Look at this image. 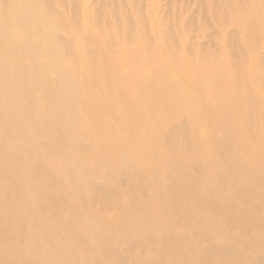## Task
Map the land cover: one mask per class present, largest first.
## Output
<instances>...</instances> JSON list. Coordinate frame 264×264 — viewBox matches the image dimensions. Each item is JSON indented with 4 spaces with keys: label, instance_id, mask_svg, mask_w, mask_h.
I'll use <instances>...</instances> for the list:
<instances>
[{
    "label": "bare ground",
    "instance_id": "6f19581e",
    "mask_svg": "<svg viewBox=\"0 0 264 264\" xmlns=\"http://www.w3.org/2000/svg\"><path fill=\"white\" fill-rule=\"evenodd\" d=\"M52 5L51 0H0V40L4 42L0 46V87L5 88L0 101V171H10L5 161L14 159L16 170H23L26 176L44 181L50 189L59 193L57 205L61 206L67 198L61 190L57 191L54 174L67 175L66 167L73 165L75 169L70 176L79 182L81 188L89 184L93 191L87 197L96 200L94 191L104 197L110 195L107 194L108 188L101 183L106 175L115 174V166L124 161L134 163L124 152L115 155L121 144L116 141V133L108 130L107 112H102L99 107L102 102L108 104L112 101L117 108L136 111L138 118H134V122L123 118L125 126H130L136 120L141 121L143 106L135 95V86L140 84L137 79L143 64L137 66L136 59L139 55L142 63H153V73L164 66L160 64L159 55L148 48H144L143 55L126 49L125 59L120 65L101 59L93 64L78 61V44L71 48L70 41L65 35L62 36L61 33L66 34L67 30L62 19L50 17ZM88 41L96 44L100 40L90 37ZM90 42L88 51L91 54L99 53V45L92 48ZM234 71H238L237 66L229 68L215 62L197 65L189 70L190 76L196 80L198 91L207 93L214 106L221 109L211 113L212 126L200 136L202 144L211 143L212 147L203 153L202 160L191 158L188 169L182 170H192L196 175L175 176L173 186L169 188L164 185L168 180L167 172L176 166L174 154L180 150L178 146L171 150L172 154H156V157L166 156L160 165L152 166L147 162L146 187L151 190L153 198L140 206L142 211L138 221L133 224L128 222L132 225L131 229L145 230L147 235H143V241L147 247L156 249L158 260L138 262L135 259L133 263L127 260L124 252L111 247L104 254L96 256L91 264H264V136L252 142L243 132L242 125H236L234 121V108H239V104L234 105V94H250L255 87L264 90V77L260 78L259 85L254 84V80L259 81L258 76L257 79L253 76L252 84L247 78L244 86L240 87L234 81ZM162 73L168 77V70L162 68ZM222 76L225 80H222ZM80 78L85 85L92 82L91 78L97 81L95 88H86L84 100H80L78 92ZM98 86L103 87L104 94H100ZM160 90L161 87L154 81L149 85L146 99L142 95V100L149 102L142 115L147 122L156 126L148 136L150 142L155 136L163 138L170 125L173 127L168 129V134L176 133L184 137L188 124L182 117L193 111L192 107L184 105L189 98L183 86L176 85L172 94L164 92V96ZM102 97L110 100L107 103ZM114 97L123 102L117 103ZM222 103L227 104L226 110ZM112 104L108 105L112 107ZM249 106L256 107L254 102ZM216 123L218 125L215 127ZM248 123L249 127L253 124L251 114L246 116L245 124ZM133 135L134 132L129 134L130 137ZM188 140H183L182 150L192 154L193 143ZM65 144L70 148L66 157L61 155ZM44 146L47 148L42 151ZM79 146L89 148V153L79 154ZM142 150L136 155L139 158L144 154L148 157L149 148ZM19 152H24L26 157L20 159L17 156ZM27 160L41 163L42 166L32 169ZM137 170L138 167L132 166L126 173ZM120 173V170L116 171L117 175ZM200 181L202 184L195 188L194 183ZM13 183L10 181L9 185ZM26 189L27 193L20 197L22 204L19 205L20 213L27 225L30 221L33 231L24 246L27 260L33 261L34 257L30 255L33 248L42 247L49 250L47 258L42 260L46 261L45 264H54L48 261L51 257L78 264L74 257L81 254L83 247H104L110 237L121 238L118 228L122 229L125 220L120 215L117 219H93L87 225L90 241L70 234L68 222L77 223L79 218L75 211H70L67 218L56 217L61 226V229H57L67 238L65 242L58 243L57 229L50 228L47 221L34 215L37 208L34 200L38 193L47 199L52 197L44 194L40 184H36L35 188L26 186ZM182 193L188 197L186 203ZM86 195L81 194V197L87 199ZM207 212H212V215ZM191 218L193 222H189ZM217 220H224L235 227V233L228 234L226 242L211 248H199L192 235L198 232L207 236L212 228L216 229V233L222 232L220 226H214ZM5 223H12L18 229L16 220L4 219L2 224ZM17 229L10 238H14ZM247 232L251 233L257 244L256 251L252 253H246L236 245L240 235ZM53 241L58 247L52 244ZM13 245L9 242L5 248L12 249ZM57 248L61 250L60 253L56 252Z\"/></svg>",
    "mask_w": 264,
    "mask_h": 264
},
{
    "label": "rangeland",
    "instance_id": "374dc122",
    "mask_svg": "<svg viewBox=\"0 0 264 264\" xmlns=\"http://www.w3.org/2000/svg\"><path fill=\"white\" fill-rule=\"evenodd\" d=\"M51 1L53 5L52 10L49 11L52 12L50 17L54 20H63L64 28L67 31L66 34H61L70 41L71 48L78 44V61L93 64L97 59H101L120 65L125 59L126 49L143 55L144 48H148L159 55L160 64L164 67L159 68V71L155 73L152 71L153 63H142L139 55L136 59L137 66L143 64L138 75L139 79H137L140 84L135 86L137 92L135 95L143 102H141L143 114L149 107V102L143 101L142 95L144 94L145 98L149 85L154 81L161 87L160 94L164 92L172 94L176 85L183 86L187 91L186 97L189 98L187 102H184V105L192 107L193 111L189 115L182 113L184 115L182 120L188 124L187 134L184 137L176 135V133L168 134V129L173 127L170 125L167 127V133L163 138L155 136L150 142L148 136L151 135V131L156 129L154 123L147 122L140 112L141 121L136 120L130 126H125L123 118H128L134 122V118H138L136 111L124 107L117 108L112 104V101L108 103L110 99L107 101L102 97L108 104H112V107L102 102V107L99 108L102 112H107L109 116L108 130L116 133V141L121 144L115 155L118 156L120 152H124L135 164L124 161L119 163L117 167H112L115 174L106 175L101 183L108 188L107 194L110 195L104 197L101 193L94 191L93 197L96 196V200L87 197L93 191L89 184H84L81 188L79 182L70 176L71 171L75 169L71 165L66 167V172L69 173L67 175L53 173L58 185L57 191L61 190L67 198L65 204L58 206L59 193L50 189L44 181H37L31 175L26 176L23 170H16L14 159L8 158L5 165L10 167V171H0V264H45L46 262L42 260L47 258L49 250L42 247H35L31 250L30 255L34 257L33 261L27 260L24 256L26 255L24 246L29 242L33 231L30 229V221L27 225L26 219L20 213L21 205L19 204H22L20 197L27 193L26 186L35 188L36 184H40L44 194L52 197V199L41 197L38 193L34 200L37 205L34 215L42 221H47L52 229H61L57 223V216L67 218L70 211H75L79 215L78 222H68V232L90 241L87 225L93 222L96 217L117 219V216L120 215L125 220L122 229L118 228L121 238L110 237L104 247L99 245L83 247L81 254L74 257L78 264H91L96 256L104 254L111 247L124 252L125 257L130 262H135V259H138V262L141 260H148L149 262L158 260L156 249L147 247L143 241L145 239L143 235H147L145 230L142 228L131 229L132 225H130V223L133 224L139 220L142 211L140 206L153 198L152 192L150 194L151 190H147L148 187H146L148 178L145 175V167L147 162L152 166L160 165L166 156L156 157V154L160 152L172 154L171 150L178 146L180 150L174 154L176 166L167 172L168 180L164 182V185L169 188L173 186L175 176L196 175L192 170L186 172L182 170L188 169L191 158L202 160L203 153L212 147L211 143L202 144L200 136L212 126L211 113L215 109H221L217 105L214 106L207 93L198 91L196 80L190 76L189 70L196 68L197 65L209 64L210 62L219 63L222 66L224 64L225 67L229 68L237 66L238 71H234L236 84L242 87L247 78L251 82L253 76H256V79L258 76L259 81L254 80V84L259 85L260 78L264 77V0ZM90 37L100 40L96 43L100 47V52L97 54H91L88 51V47H91L88 45L90 42L88 38ZM90 43L92 48L97 46L92 42ZM3 45L4 42L0 40V46ZM73 55L75 58V53ZM162 68L168 70V77H164ZM222 80H225L223 76ZM91 81L85 85L83 79L80 78L78 84L80 100H84L83 94L87 87L95 88L97 86L96 79L91 78ZM4 89L0 87V101ZM97 89L100 94H104L102 86H98ZM115 100L117 103L123 102L117 101V98ZM249 102H254L256 107H250L251 103ZM236 104H239V108H234L236 125H242L243 132L250 137L252 142L261 139L264 136V90L255 87L250 94H234V105ZM222 105L226 110L227 104L222 103ZM249 114L252 115L253 123L250 127L249 123L245 124L246 116ZM243 118L244 120H242ZM217 125L216 123L215 127ZM93 129L95 130L96 127ZM245 129L248 130L245 131ZM131 132H134L132 137L129 136ZM184 139H190L188 141L193 143L192 154L183 152ZM252 142L249 141L250 144H253ZM65 146L66 148L61 151V155L66 157L67 150L70 148L66 144ZM45 148L47 147H42V151ZM142 148H149L148 157L145 154L142 158L136 155L139 151H143ZM89 151V148H81L80 146L77 150L79 154H88ZM25 155L24 152L17 153L20 159L26 157ZM27 163L32 169L42 166L41 163H33L29 160ZM132 166L138 167V170L126 173L127 169ZM117 170L122 173L117 175ZM10 181L14 183L9 185ZM200 184L202 181L195 182V188ZM81 194H87V199L81 197ZM181 195L184 197V203H186L188 201L187 195L185 193ZM16 212L18 214H15ZM207 213L212 215V212ZM4 219L16 220L18 229L12 223L2 224ZM193 221L192 218L189 220V222ZM214 226H220L223 229L222 232L216 233V229L212 228L207 236H202L198 232L192 235V239L199 248H211L226 242L228 241V234L235 231V227L228 225L224 220L215 221ZM16 229L17 234L14 238H10ZM151 236L157 238L156 235L151 234ZM57 239L58 243L60 241L65 242L66 234L57 229ZM54 241L52 244L58 247ZM9 242L14 244L12 249L5 248ZM236 245L246 253L255 252L257 248V244L249 232L241 234ZM52 248L54 247L52 246ZM185 249L182 248L181 250ZM56 252L60 253L61 250L57 248ZM48 261L54 262V264H69L67 259L55 260L51 257Z\"/></svg>",
    "mask_w": 264,
    "mask_h": 264
}]
</instances>
